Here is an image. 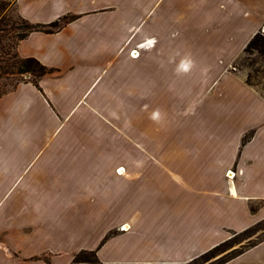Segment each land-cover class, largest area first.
<instances>
[{
    "label": "crops",
    "instance_id": "0c3cea01",
    "mask_svg": "<svg viewBox=\"0 0 264 264\" xmlns=\"http://www.w3.org/2000/svg\"><path fill=\"white\" fill-rule=\"evenodd\" d=\"M15 9L73 19L18 43L51 71L0 96V264H185L264 222V96L233 70L264 0ZM225 264H264V240Z\"/></svg>",
    "mask_w": 264,
    "mask_h": 264
},
{
    "label": "trees",
    "instance_id": "16d2710c",
    "mask_svg": "<svg viewBox=\"0 0 264 264\" xmlns=\"http://www.w3.org/2000/svg\"><path fill=\"white\" fill-rule=\"evenodd\" d=\"M15 8V0H0V81L12 78L15 76L30 77V81L34 85H38V80L44 75L48 74L51 70L43 66L35 58H22L17 53L18 43L26 38L30 33L34 31H43L47 33L54 32L62 27L65 23L69 22L73 18H63L61 21H55L47 25H34L20 17L18 14L15 16L11 13V7ZM13 11V10H12ZM16 11V9H15ZM17 13V12H16ZM255 49L259 53L264 54V35L256 33L252 39L248 42L244 51ZM27 79H21L17 82H24ZM246 83L250 85L248 79ZM16 84V85H17ZM1 92V90H0ZM5 92H2L4 94ZM248 136L244 139L246 141ZM262 223V222H261ZM257 225L237 234V235H248L253 228ZM235 235V236H237ZM234 236V237H235ZM233 238L217 245L210 251L202 254L200 257H205L217 252L222 247L229 245ZM258 243L249 244L244 248L233 251L226 259L221 263L225 264L230 260L234 259L238 255L242 254L246 250L256 246ZM199 257V258H200ZM198 259V258H196ZM194 259V260H196ZM194 260L190 261L193 262ZM71 264H104L100 262L96 255V251H81L73 259Z\"/></svg>",
    "mask_w": 264,
    "mask_h": 264
},
{
    "label": "rangeland",
    "instance_id": "374dc122",
    "mask_svg": "<svg viewBox=\"0 0 264 264\" xmlns=\"http://www.w3.org/2000/svg\"><path fill=\"white\" fill-rule=\"evenodd\" d=\"M11 8V13L13 16H15L17 13L14 6H12ZM69 19L70 17L68 18V20ZM61 20L62 19H60L59 21ZM258 33L264 35V25L260 28ZM243 39L244 37L239 38V41L233 51V56L237 54V57L239 56V58L233 65V70L241 73L245 77V80L248 79L250 85L264 96V54L259 53L255 49H250L245 52V47L242 49V51H239ZM147 42L148 41L142 43L141 46L139 45L138 47H140V49L148 48L149 44L146 45ZM21 79L29 80L30 77L15 76L0 81V96L2 92L6 93L12 90L16 86L17 82ZM263 240L264 222L253 228V230L248 235H237L233 237L229 245H227L226 247H222L217 252H214L213 254L205 257L199 256L200 258L197 257L198 259L194 260L193 262H188L185 264H221L233 251L244 248L249 244L259 243Z\"/></svg>",
    "mask_w": 264,
    "mask_h": 264
},
{
    "label": "built area",
    "instance_id": "2783aa9c",
    "mask_svg": "<svg viewBox=\"0 0 264 264\" xmlns=\"http://www.w3.org/2000/svg\"><path fill=\"white\" fill-rule=\"evenodd\" d=\"M138 48H140V47H138ZM138 55H139L138 49H134V50L131 51V56L132 57H137ZM234 176H235V172L228 171V173H227V178L228 179H232V178H234Z\"/></svg>",
    "mask_w": 264,
    "mask_h": 264
},
{
    "label": "bare ground",
    "instance_id": "6f19581e",
    "mask_svg": "<svg viewBox=\"0 0 264 264\" xmlns=\"http://www.w3.org/2000/svg\"><path fill=\"white\" fill-rule=\"evenodd\" d=\"M124 229H126V228H124Z\"/></svg>",
    "mask_w": 264,
    "mask_h": 264
}]
</instances>
